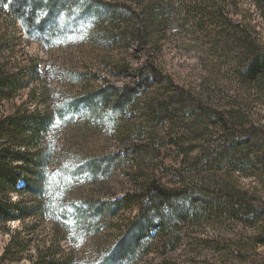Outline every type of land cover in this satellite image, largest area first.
Returning a JSON list of instances; mask_svg holds the SVG:
<instances>
[{
	"label": "trees",
	"instance_id": "16d2710c",
	"mask_svg": "<svg viewBox=\"0 0 264 264\" xmlns=\"http://www.w3.org/2000/svg\"><path fill=\"white\" fill-rule=\"evenodd\" d=\"M69 0H0V26L4 28V36L0 37V109L6 102L13 101L20 91L26 86L32 85L30 98L44 103L45 93L41 89L42 80L39 78L37 69H33L31 81L26 79L29 73L25 72L19 63L16 66L9 64L10 57L6 53H12V40L7 34L11 29L12 22L19 19L28 32L33 27L45 30L47 24H51L55 12L60 4ZM72 2L77 0H71ZM136 1V0H135ZM137 0L140 10L125 8L123 12L109 4H96L87 1L80 6L87 17H99V21L106 25H113L118 21L127 22L130 27L126 33L130 34L131 43L149 40L153 34L162 31L163 23H167L171 15V0ZM258 9L264 20V0H251ZM240 0H180L179 5L186 11L184 26H190L198 37H193L203 48L207 47V53L211 56L220 52L234 55L233 70L228 72L238 78L250 91L261 90L264 87V42L259 41L257 33L247 24H235L229 16L233 13L235 4ZM75 3V2H74ZM73 3V4H74ZM7 5V7H5ZM117 8V7H116ZM106 17V18H105ZM130 21V22H129ZM105 42L118 43L124 41L123 34L115 35L108 33L103 37ZM117 41V42H116ZM129 46L128 42H125ZM107 44V45H108ZM212 51V52H211ZM218 69L217 74L221 73ZM137 83L132 88L116 87L113 95L105 88L84 96L75 101L72 108L83 106L91 113L96 114L98 104H106L113 113L125 115L130 105L141 104L142 95L162 81V70L153 60L148 59L144 65L137 69ZM81 79V78H80ZM152 81V82H150ZM174 89L162 94L153 93L147 95L144 105L145 115L143 121L146 127H156L159 124L170 121L181 124L189 129L196 122H208L200 129V133L207 134L209 122L218 124L224 131V139L214 146L202 147L195 142L186 144L187 138L179 134L171 138L170 144L178 147L183 153L182 162L173 171L175 176L182 179L174 184L165 182L156 174V168L151 166L148 158L159 153L160 142L155 140L147 142H133L126 151L127 155H134L132 162L131 188L122 196L112 200H98L86 204L71 202L76 211L77 222L85 224L86 229L96 227L100 217L115 220L113 225L118 231L116 243L101 257L99 264H135L142 256L161 247L164 256L166 252L178 248L183 239L182 229H202L201 225L214 224L221 229L229 220H235L244 227L252 229V233L242 235L235 240L232 246L233 253L227 259L222 255L226 250L227 242L222 238L220 241L210 239L209 236L184 234L188 236L185 243L194 249L197 245L208 244L214 252L218 251L221 256L220 264H264V197L258 195L256 190L242 187L237 182L231 188L223 191H212V180H219L212 171L215 169L230 175L238 172L240 175L264 178V123L244 127L235 122L238 105L227 102V106L221 109L205 98L202 91H193L184 87L176 86L170 80ZM143 89V90H141ZM159 90H157V93ZM166 95V96H164ZM113 96V97H112ZM162 96H164L162 98ZM27 103L14 106L10 112L0 110V226L13 221H25L41 214L47 209L44 203L38 200L39 194L45 187L43 169L46 167L44 155L41 152L44 134L47 129L49 117L47 112L41 114L39 110L31 109ZM120 104V105H119ZM74 108V109H75ZM66 109H71L66 106ZM176 121V122H175ZM180 127L179 125H177ZM199 126V124H197ZM195 128H192L194 131ZM140 132V130H138ZM150 135L153 132H149ZM154 139L156 134H152ZM211 141V136L208 138ZM200 149V154L193 153ZM119 154H110L101 157L100 162H105V167L99 169L97 164L93 173H98L111 168L117 163ZM155 157V158H156ZM41 160H43L41 162ZM46 162V163H45ZM90 165V162L87 166ZM205 168L206 179L201 185H196L193 180V169ZM99 169V170H98ZM105 173V172H104ZM186 177V178H185ZM180 183V184H177ZM14 193L20 200H13ZM37 196L40 204L34 206L25 202L24 196ZM136 208L135 215L126 217L125 212ZM42 210V211H41ZM80 217V218H79ZM188 223V225H186ZM190 224V225H189ZM23 229H15L12 239L5 252L6 258L19 260L16 257L24 252L27 245L31 248V264H73L70 256L63 258L61 245L52 240H41L36 245L23 234ZM25 236V237H24ZM195 242V244H193ZM262 247L261 250H259ZM216 256V255H214ZM257 259V260H256ZM252 260V263H250ZM211 259L208 260V263ZM249 261V262H248ZM207 260L200 263L205 264ZM75 264V263H74ZM156 264H177L172 257L164 258Z\"/></svg>",
	"mask_w": 264,
	"mask_h": 264
},
{
	"label": "rangeland",
	"instance_id": "374dc122",
	"mask_svg": "<svg viewBox=\"0 0 264 264\" xmlns=\"http://www.w3.org/2000/svg\"><path fill=\"white\" fill-rule=\"evenodd\" d=\"M87 1L109 4L121 12L125 8L140 10L137 0H77L75 3L69 0L60 4L58 12L56 11L55 16L50 19L52 23L45 25V30L33 27L28 32L17 19L7 31V34L10 33L14 52L6 53L10 57L9 64L22 65L25 72L29 73L26 78L28 82L31 81V74L34 75L32 70L37 69L42 80L41 89L45 93V102L40 103L30 98V85L22 89L13 101L6 102L0 110L10 112L14 106L27 103L31 109L37 108L41 114L48 113L49 122L40 149L44 160H47L42 171L46 185L38 197L47 209L25 221H13L0 226V264H31L29 256L32 245H27L20 256L17 254L19 260L6 258L5 252L15 229H23V234H27L26 238H29L33 245L41 240L51 243L54 239L61 245L63 258L70 256V262L73 264H99L101 257L117 241L118 231L113 225L115 220L102 216L98 219L96 227L87 230L85 224L77 222L76 211L74 205H70L71 202L83 205L92 201L112 200L127 192L132 186L130 159L134 155H127L126 151L133 142H160L157 157H150L148 161L156 168V174L163 181L173 180L171 184H174V181L182 179L175 176L173 169L182 162L184 154L177 146L170 144V135L174 138L182 134L188 140L186 144L195 142L201 147L204 145V148L223 141V129L210 122L208 130L211 133L207 134L199 132L203 125L208 123L202 121L191 124L189 129L170 121L156 127H146L144 130L138 128L143 126V121L148 118L144 109L147 95H153L154 92L162 94L167 88L174 89L169 83L170 80L176 86L202 91L210 104L221 109L230 101L237 104L235 122L240 126L264 123V87L250 91L244 83L228 72L229 69L233 70L231 65H239L230 64L235 62L231 52L225 56L220 52L210 56L206 52L207 47L203 48L194 41L193 37H198L201 33H196L190 26L182 25L186 21V11L179 5L180 0H171L174 9H171L167 23H163L162 31L154 33L147 41L134 43L130 41V34L125 32L132 26V22L129 21L130 27L123 21L114 25L110 22L103 25L99 17H87L82 12L80 6ZM145 3L146 0L142 4ZM228 17L235 24L244 23L251 26L259 41L264 42V20L251 0H240ZM179 18L184 21L181 22ZM108 33L123 34L125 40L108 44L103 39ZM2 36L4 28L0 26V37ZM125 42H128L129 46L125 45ZM148 59L160 66L162 81L152 85V88L142 95L143 103L130 105L125 115L120 117L119 113H113L114 111L102 102L98 104L96 114L83 106L72 108L75 101L99 88H105L106 92L112 88L109 94L116 98V87L123 90L134 87L137 83V69ZM218 69L222 70L220 74H217ZM66 106L71 109H66ZM149 132L156 134L154 139H151L153 135ZM210 136L211 141H208ZM201 147L193 153L194 156L200 154ZM110 154H119L118 160L107 171L104 170V173L99 169H104L105 162H100L99 159ZM89 162L90 165L87 166ZM98 163L99 172L93 173L98 168ZM192 173L194 175L188 179L193 180L196 185L208 180H205V168L193 169ZM212 174L219 179L209 182L212 191H225L231 188L233 181V184L237 182L243 185L242 187L256 190L258 195L264 197V178L259 180L233 172L230 175L225 174L222 179V169H215ZM13 195V200L22 198L16 193ZM23 199L34 206L40 204L37 196L25 195ZM136 212L134 208L124 215L130 217ZM201 228L186 227L182 231L184 234L209 236L217 241L222 238L227 242L226 250L222 251L225 259L236 248L232 246L235 240L252 233L251 228L244 227L232 219L227 221L222 229L215 223L201 225ZM184 234L183 242L177 249L166 252L162 257L157 253L164 250L157 247V250L153 249V252L142 256L135 264H156L165 257H171V260L172 257L175 258L177 264H201L204 259L207 260L205 264L222 263L218 251L214 252L208 248L209 243L188 249L185 243L188 236ZM261 249L262 247L259 250ZM209 259L211 261L208 263Z\"/></svg>",
	"mask_w": 264,
	"mask_h": 264
},
{
	"label": "snow or ice",
	"instance_id": "6c2138e0",
	"mask_svg": "<svg viewBox=\"0 0 264 264\" xmlns=\"http://www.w3.org/2000/svg\"><path fill=\"white\" fill-rule=\"evenodd\" d=\"M5 7H7V5H5Z\"/></svg>",
	"mask_w": 264,
	"mask_h": 264
}]
</instances>
